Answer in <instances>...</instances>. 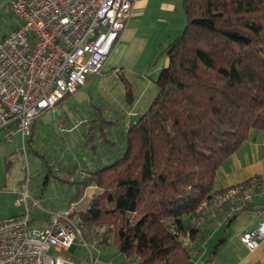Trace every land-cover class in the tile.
<instances>
[{
    "label": "trees",
    "instance_id": "obj_1",
    "mask_svg": "<svg viewBox=\"0 0 264 264\" xmlns=\"http://www.w3.org/2000/svg\"><path fill=\"white\" fill-rule=\"evenodd\" d=\"M182 6L184 30L164 47L168 62L155 79L157 92L122 129V149L106 133L116 121L90 104L92 155L96 134L110 152L69 180L75 192L68 207L94 189L76 210L82 231L104 228L102 239L110 235L141 264H189L185 239L199 236L209 213L223 211L226 229L264 192V174L218 186L224 161L249 137L264 135V0H182ZM125 89L132 105L133 86ZM226 239H217L211 256Z\"/></svg>",
    "mask_w": 264,
    "mask_h": 264
},
{
    "label": "built area",
    "instance_id": "obj_2",
    "mask_svg": "<svg viewBox=\"0 0 264 264\" xmlns=\"http://www.w3.org/2000/svg\"><path fill=\"white\" fill-rule=\"evenodd\" d=\"M136 0H12L18 25L0 39V129L14 127L22 144L33 121L101 73ZM120 73L121 69L115 67ZM12 140V134L5 137ZM21 183L18 215L0 220V264H80L50 252L69 249L82 236L73 205L49 210ZM30 201L41 210L32 222ZM171 218L165 222H171ZM251 250L264 241V208L240 236Z\"/></svg>",
    "mask_w": 264,
    "mask_h": 264
},
{
    "label": "rangeland",
    "instance_id": "obj_3",
    "mask_svg": "<svg viewBox=\"0 0 264 264\" xmlns=\"http://www.w3.org/2000/svg\"><path fill=\"white\" fill-rule=\"evenodd\" d=\"M11 2L0 0V39L18 23ZM183 14L184 9L180 6L174 21L161 25L149 10L136 7L129 18L130 23L137 26L136 29H128L123 38L125 42L113 47L101 73L90 76L75 94L65 96L53 109L40 114L36 118L32 137L30 134L26 137L24 146L20 132H15L13 140L7 142L4 137L9 131H0V220L24 210V204H17V199L21 196V183L28 175L29 191L33 198L49 210L66 209L75 192L70 181L79 178L82 172L99 160H106L110 149L102 144V137L97 134V154L92 155L90 150L87 128L95 115L92 106L101 105L106 117L116 121L113 127L106 128V133L117 144L115 150L122 149V129L148 108L157 92L155 79L168 62L164 47L184 30L186 18ZM115 67L121 69L120 73L115 71ZM122 76L126 79H122ZM126 83L133 86L135 101L132 105L125 98ZM30 137L31 142L28 141ZM33 149L45 160L41 155L34 154ZM45 161L52 167L50 173ZM93 191L88 188L83 198L72 204L76 210L87 206ZM30 209L34 223L41 210L32 201ZM225 217L226 214L220 209L214 210L209 213V219L203 222L205 225L199 236L195 240L185 239L192 255L198 254L208 244L206 248L212 247L223 234L221 229L212 237L220 224L224 223ZM103 231L104 228H101L97 234L91 235V239L104 240ZM82 232L84 238L85 231ZM107 238L113 242L110 235ZM80 239L72 245L73 248L83 245L79 243L82 242ZM83 246L82 249H86Z\"/></svg>",
    "mask_w": 264,
    "mask_h": 264
},
{
    "label": "crops",
    "instance_id": "obj_4",
    "mask_svg": "<svg viewBox=\"0 0 264 264\" xmlns=\"http://www.w3.org/2000/svg\"><path fill=\"white\" fill-rule=\"evenodd\" d=\"M180 6H182V0H136L133 10L136 7H143L153 14L157 23L168 25L169 22L174 21ZM183 15L185 16V13ZM130 19L115 46L125 42L123 38L128 29H136L137 26L130 23ZM4 130H8L12 135L17 132L14 127L0 129V131ZM256 174H264V135L259 134L246 139L239 149L224 161L218 175V186L236 184ZM252 204L253 209L243 211L226 229L224 228L226 220L220 224L219 229L212 237L222 229V236L227 235V239L212 256L210 251L217 240L212 247L206 248L208 244L205 248H201L198 254L192 255L189 264H264V241L258 248L251 250L240 238L244 231L257 226L262 216L264 192ZM84 239H86V243H79H83L86 249H82L83 245L80 244L75 248L71 246L69 249L60 251L51 249L50 252L67 261L80 264H141L138 258L127 257L120 252L118 247L113 242L111 243L108 238L102 241L91 239V235L86 233Z\"/></svg>",
    "mask_w": 264,
    "mask_h": 264
}]
</instances>
